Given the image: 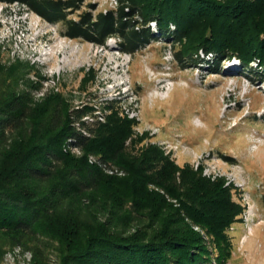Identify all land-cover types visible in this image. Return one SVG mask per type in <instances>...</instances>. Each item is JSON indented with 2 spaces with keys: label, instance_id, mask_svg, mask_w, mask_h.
Instances as JSON below:
<instances>
[{
  "label": "trees",
  "instance_id": "obj_1",
  "mask_svg": "<svg viewBox=\"0 0 264 264\" xmlns=\"http://www.w3.org/2000/svg\"><path fill=\"white\" fill-rule=\"evenodd\" d=\"M87 1L0 0L61 23L60 33L69 38L104 45L116 37L128 53L170 38L183 67L202 63L200 49L215 53L212 72L237 57L264 82V0H116L107 11ZM1 59L0 254L20 245L33 252L35 264H46L50 250L60 264H227L228 229L244 207L223 180L179 166L157 145L140 150L143 136L127 145L133 122L116 113L106 123H91L83 119L90 108L69 110L61 94L35 102L18 85L27 64L8 66ZM68 146L84 156L66 153ZM89 154L121 165L127 175H107L88 162Z\"/></svg>",
  "mask_w": 264,
  "mask_h": 264
},
{
  "label": "rangeland",
  "instance_id": "obj_2",
  "mask_svg": "<svg viewBox=\"0 0 264 264\" xmlns=\"http://www.w3.org/2000/svg\"><path fill=\"white\" fill-rule=\"evenodd\" d=\"M89 1L95 11L114 7L111 0ZM2 8L0 3L1 61L27 64L19 89L29 91L35 102L61 94L69 110L90 108L84 115L91 123H106L116 113L133 122L127 145L143 136L137 143L140 150L157 145L179 166L189 165L211 181L223 180L233 200L244 207L228 229L232 252L227 264H264V82L255 72L244 70L237 57L224 59L220 71L212 72L215 53L202 49V63L183 67L172 39H154L128 53L116 37L104 45L69 38L60 33L61 23H50L25 6ZM86 9L85 3L79 12ZM259 61L251 66L255 69ZM119 92L116 98L122 101L116 104ZM114 101L118 108L113 111ZM64 151L84 156L75 147ZM203 155V162L196 164ZM97 157L89 154L88 162H97L109 176L127 175L121 165ZM193 228L206 236L199 226ZM45 261L60 264L51 250ZM0 264H35L34 255L20 245L5 247Z\"/></svg>",
  "mask_w": 264,
  "mask_h": 264
},
{
  "label": "built area",
  "instance_id": "obj_3",
  "mask_svg": "<svg viewBox=\"0 0 264 264\" xmlns=\"http://www.w3.org/2000/svg\"><path fill=\"white\" fill-rule=\"evenodd\" d=\"M111 1H112L113 5H114L113 8H115V7H116V4H117L116 0H111ZM0 3H1V7H3V8L8 9V7H9V8L12 7V3H4V2H0ZM13 4H19V3L15 2V3H13ZM19 5H21V4H19ZM21 6L24 7V5H21ZM3 8H2V9H3ZM107 10H109V9H105V11H107ZM150 24H151V27L153 28V30H154V31L156 32V34L158 35V34H159V31H158V27H157L156 22H151ZM172 29H176V28L172 26ZM165 39H169V40H170V38H165ZM118 95H120V92H119V94H116L115 97H114V98L117 99V100L119 99V98H116ZM117 100H116V101H117ZM111 101H112V100H111ZM116 101H114V104H115ZM120 101H122V100H120ZM120 101L118 100V102H116V104L119 103ZM115 106H116V105H115ZM116 108H118V106H117ZM120 109H121V108H120ZM97 115H98V114H97ZM97 115H96V116H97ZM96 116H95V117H96ZM86 117H88V116H86ZM83 119L86 120L87 118H85V116H84ZM75 148H76V147H75ZM77 149H78V148H77ZM204 156H205V155H203V157H200L199 159H197V160H196V164L200 165V164L203 162V159L205 158ZM244 186H245L244 183H241V184H240V187L243 188ZM240 189H241V188H240Z\"/></svg>",
  "mask_w": 264,
  "mask_h": 264
},
{
  "label": "bare ground",
  "instance_id": "obj_4",
  "mask_svg": "<svg viewBox=\"0 0 264 264\" xmlns=\"http://www.w3.org/2000/svg\"><path fill=\"white\" fill-rule=\"evenodd\" d=\"M233 65H235V64H232L231 66H233ZM237 68L234 66V67H231L230 68V70L232 71V70H236Z\"/></svg>",
  "mask_w": 264,
  "mask_h": 264
}]
</instances>
